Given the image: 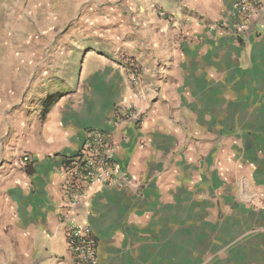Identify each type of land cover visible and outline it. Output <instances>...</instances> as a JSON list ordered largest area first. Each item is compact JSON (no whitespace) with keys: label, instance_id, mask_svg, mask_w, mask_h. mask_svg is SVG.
<instances>
[{"label":"crops","instance_id":"crops-1","mask_svg":"<svg viewBox=\"0 0 264 264\" xmlns=\"http://www.w3.org/2000/svg\"><path fill=\"white\" fill-rule=\"evenodd\" d=\"M231 1L92 7L91 50L66 66L71 88L45 114L48 58L76 52L36 51L26 39L15 49L4 38L0 264L72 263L59 169L95 128L112 134L123 172L77 208L98 264H264V27L234 34ZM6 8L1 0L0 24ZM64 67L52 77L64 80ZM125 103L144 112L139 124L115 119Z\"/></svg>","mask_w":264,"mask_h":264},{"label":"built area","instance_id":"built-area-1","mask_svg":"<svg viewBox=\"0 0 264 264\" xmlns=\"http://www.w3.org/2000/svg\"><path fill=\"white\" fill-rule=\"evenodd\" d=\"M159 16L171 15L163 9ZM232 31L243 35L253 22L259 21L264 27V0H232L227 11ZM138 67L131 63L129 74L135 84L140 78ZM144 112L132 104H119L114 109L116 120L142 121ZM117 143L112 134L102 129H90L77 151L63 158L59 169L63 178L62 193L65 198L62 214V228L65 243L72 254L71 264H98L97 241L90 224L77 218L81 201L95 188L110 184H121L123 172L117 160ZM29 156H21V163Z\"/></svg>","mask_w":264,"mask_h":264},{"label":"rangeland","instance_id":"rangeland-1","mask_svg":"<svg viewBox=\"0 0 264 264\" xmlns=\"http://www.w3.org/2000/svg\"><path fill=\"white\" fill-rule=\"evenodd\" d=\"M6 3L8 14L7 25L0 24V50H4L7 40L15 49L22 47L24 39L30 40L33 50L50 52H76L75 56H66L64 59L54 55L48 58L49 94H59L71 88L70 75L67 65L71 60L77 62L78 58L91 50V8L103 6L119 0H3ZM1 2V0H0ZM97 36V33L94 34ZM38 61V60H37ZM56 63V64H55ZM64 63V80L55 79L52 73L60 64ZM53 64V65H51ZM32 80L38 79L44 70L37 68ZM71 73V72H70ZM76 73V70L75 72ZM36 81H33L34 84ZM68 82V83H67ZM37 92V91H36ZM33 92L32 109L37 107L40 100ZM42 111V109L40 110ZM6 140V139H5Z\"/></svg>","mask_w":264,"mask_h":264},{"label":"trees","instance_id":"trees-1","mask_svg":"<svg viewBox=\"0 0 264 264\" xmlns=\"http://www.w3.org/2000/svg\"><path fill=\"white\" fill-rule=\"evenodd\" d=\"M58 94H49L46 99L44 100V108L42 114H45L48 109L50 108L51 104L57 99Z\"/></svg>","mask_w":264,"mask_h":264}]
</instances>
